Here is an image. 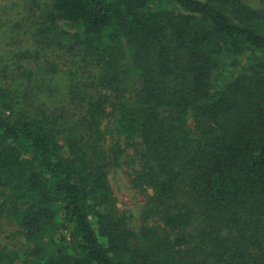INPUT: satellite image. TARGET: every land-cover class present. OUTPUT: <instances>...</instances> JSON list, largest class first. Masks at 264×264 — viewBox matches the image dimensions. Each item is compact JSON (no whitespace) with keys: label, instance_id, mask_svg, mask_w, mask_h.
<instances>
[{"label":"trees","instance_id":"16d2710c","mask_svg":"<svg viewBox=\"0 0 264 264\" xmlns=\"http://www.w3.org/2000/svg\"><path fill=\"white\" fill-rule=\"evenodd\" d=\"M12 1L0 264H264V4Z\"/></svg>","mask_w":264,"mask_h":264},{"label":"rangeland","instance_id":"374dc122","mask_svg":"<svg viewBox=\"0 0 264 264\" xmlns=\"http://www.w3.org/2000/svg\"><path fill=\"white\" fill-rule=\"evenodd\" d=\"M8 3L13 2L12 0H4ZM251 3H255L257 6H262L264 4V0H248ZM26 42V41H25ZM27 43V42H26ZM131 169L124 164L118 168H114L111 171V183L113 189L115 191L118 205L121 209L129 211L134 215V218L139 216L143 205L146 201L145 193L140 192L138 189L134 188L131 180L130 173ZM137 225H139V221H135Z\"/></svg>","mask_w":264,"mask_h":264}]
</instances>
